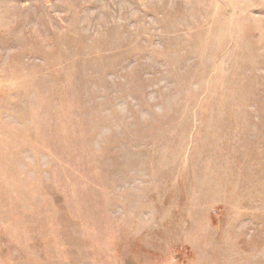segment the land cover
Wrapping results in <instances>:
<instances>
[{
  "label": "rangeland",
  "instance_id": "1",
  "mask_svg": "<svg viewBox=\"0 0 264 264\" xmlns=\"http://www.w3.org/2000/svg\"><path fill=\"white\" fill-rule=\"evenodd\" d=\"M0 264H264V0H0Z\"/></svg>",
  "mask_w": 264,
  "mask_h": 264
}]
</instances>
